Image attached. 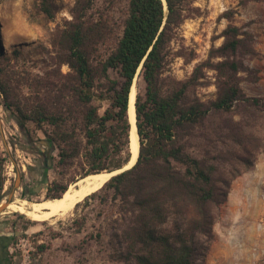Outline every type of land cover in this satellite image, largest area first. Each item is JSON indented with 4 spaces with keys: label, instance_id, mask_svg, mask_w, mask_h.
<instances>
[{
    "label": "trees",
    "instance_id": "obj_1",
    "mask_svg": "<svg viewBox=\"0 0 264 264\" xmlns=\"http://www.w3.org/2000/svg\"><path fill=\"white\" fill-rule=\"evenodd\" d=\"M94 1L75 0L72 22L62 31L63 63L69 70L42 94L21 102L0 63L2 104L26 133L30 124L44 134L57 149L58 165L80 157L85 168L78 178L118 170L131 159L129 94L142 65L144 87L137 89L134 102L137 160L77 203L74 211L89 200L103 208L114 204L117 216L112 224L117 232L112 237L129 248L137 264H194L205 257L213 240L215 209L221 210L226 202L236 164L249 167L255 152L264 151V131L256 141L245 121L257 115L264 128V102L247 96L237 78L245 70L240 57L252 53L251 36L232 25L223 30L224 41L213 52L227 59L216 65V98L205 102L187 93L197 69L189 82H179L171 90L163 91L160 82L169 44L197 10L192 6L195 0H165L166 8L162 0H128L121 34L98 62L91 51L106 35V25L84 18ZM52 5L50 0L36 4L48 17L53 16ZM230 113L243 119L228 123ZM72 183H46L45 197L35 201L60 198ZM85 222L82 216L71 223L80 233ZM105 235L100 231L96 238Z\"/></svg>",
    "mask_w": 264,
    "mask_h": 264
},
{
    "label": "rangeland",
    "instance_id": "obj_2",
    "mask_svg": "<svg viewBox=\"0 0 264 264\" xmlns=\"http://www.w3.org/2000/svg\"><path fill=\"white\" fill-rule=\"evenodd\" d=\"M40 1L0 0V63L21 102L42 94L69 70L63 63L62 31L72 22L75 0H50L52 17L36 6ZM192 6L197 10L183 21L169 44L160 81L163 91L189 82L197 69L188 96L205 102L215 99L216 65L227 58L213 50L223 43V30L232 25L251 36L248 43L252 53L240 57L245 70L237 73L239 85L247 96L260 97L264 102V0H195ZM127 7L128 0H95L87 10L84 18L106 25V35L91 51L97 62L113 49ZM133 86L136 93L138 88L143 90L139 72ZM2 103L0 97V204L10 197L12 201H35L45 197L46 183L57 181L68 186L75 181L85 168L81 158L58 165L57 149L49 145L44 134L30 124L26 133ZM231 118L243 119L241 114L226 115L228 123ZM245 121L252 126V138L259 140L263 121L257 115L247 116ZM231 145L228 141V148ZM233 175L225 204L221 210L215 209L213 240L205 257L194 264H264V151L255 152L249 167L237 163ZM23 214L6 209L0 213V264H137L129 248L112 237L117 232L112 224L117 216L114 204L103 208L89 200L63 216L36 218ZM82 216L86 222L77 233L78 225L71 222ZM244 223L253 228L250 243ZM100 231L106 235L98 239ZM39 245L43 248L38 249Z\"/></svg>",
    "mask_w": 264,
    "mask_h": 264
},
{
    "label": "bare ground",
    "instance_id": "obj_3",
    "mask_svg": "<svg viewBox=\"0 0 264 264\" xmlns=\"http://www.w3.org/2000/svg\"><path fill=\"white\" fill-rule=\"evenodd\" d=\"M135 90V87L132 85L129 94L128 115L129 120L131 122L130 147L132 149L133 157L129 162L128 166H130L134 162L138 148L134 126L136 121L134 107L136 94ZM115 173L116 172L108 173L107 171H103L99 173L90 174L80 179L76 184L70 185L60 198H49L39 201H29L26 199L16 198L14 201L10 202L6 206V210L7 212L15 211L18 213H25L36 218L52 217L54 215H66L70 211L74 210L77 203L81 202L85 197L102 187ZM244 224L246 225L248 232L246 238L249 240L248 242L250 243V241H252L251 239L253 238V228L252 226L250 227L246 223Z\"/></svg>",
    "mask_w": 264,
    "mask_h": 264
},
{
    "label": "water",
    "instance_id": "obj_4",
    "mask_svg": "<svg viewBox=\"0 0 264 264\" xmlns=\"http://www.w3.org/2000/svg\"><path fill=\"white\" fill-rule=\"evenodd\" d=\"M162 1H163L164 5H165V8H166V2H165V0H162ZM141 67H142V65L139 66L137 72L140 71ZM134 102H135V101H134ZM128 105H129V103H128ZM134 107H135V104H134ZM135 119H136V118H135ZM134 126H135V134H136V137H137V145H138V148H137V154H136V158H135L134 162H133L130 166H128V164H129V163H128V164H126L125 166H123L122 168H120V169H118V170L110 171V172H108V173L116 172V173L114 174V175H116V174H118V173H120V172H122V171H124V170H126V169H128V168H130V167L136 162L137 157H138V152H139V137H138V134H137L136 121H135ZM130 131H131V130H130ZM130 151H131V159H132L133 154H132V149H131V147H130ZM131 159H130V161H131ZM130 161H129V162H130ZM126 166H128V167H126ZM114 175H112V176H114ZM82 178H83V177L77 178V180L74 181L72 184H73V185L76 184V183H77L80 179H82ZM10 202H12L11 197L8 199V201H7L6 203H4V204H0V213H2L3 211H5L6 206H7Z\"/></svg>",
    "mask_w": 264,
    "mask_h": 264
},
{
    "label": "crops",
    "instance_id": "obj_5",
    "mask_svg": "<svg viewBox=\"0 0 264 264\" xmlns=\"http://www.w3.org/2000/svg\"><path fill=\"white\" fill-rule=\"evenodd\" d=\"M3 246H0V248H2Z\"/></svg>",
    "mask_w": 264,
    "mask_h": 264
},
{
    "label": "flooded vegetation",
    "instance_id": "obj_6",
    "mask_svg": "<svg viewBox=\"0 0 264 264\" xmlns=\"http://www.w3.org/2000/svg\"><path fill=\"white\" fill-rule=\"evenodd\" d=\"M45 170V169H44Z\"/></svg>",
    "mask_w": 264,
    "mask_h": 264
}]
</instances>
